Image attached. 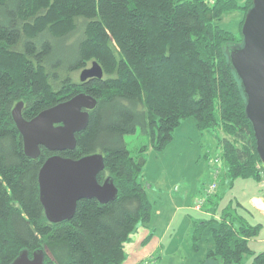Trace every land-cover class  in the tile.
<instances>
[{"label": "trees", "instance_id": "trees-1", "mask_svg": "<svg viewBox=\"0 0 264 264\" xmlns=\"http://www.w3.org/2000/svg\"><path fill=\"white\" fill-rule=\"evenodd\" d=\"M251 8L252 0H0V264L24 251L30 258L43 252L44 264H125V247L140 228L149 229L155 208L144 179L146 155L164 151L187 119L212 134L215 146L203 158L209 172L219 160L218 191L224 189L202 206L211 217L191 220L193 250L205 230L214 243L199 264H264V251L250 247L263 223L238 213L239 204L220 208L236 180L261 183L264 172L230 66L243 37L219 25L225 14L242 12V30ZM94 62L102 80H73ZM80 94L97 106L75 150L41 148L38 159L28 158L12 118L15 106L22 102V116L31 121ZM138 130L148 143L132 157L125 138ZM97 154L105 164L98 182L110 179L117 199L79 201L72 220L49 223L39 198L44 163L54 155L77 161Z\"/></svg>", "mask_w": 264, "mask_h": 264}, {"label": "water", "instance_id": "water-1", "mask_svg": "<svg viewBox=\"0 0 264 264\" xmlns=\"http://www.w3.org/2000/svg\"><path fill=\"white\" fill-rule=\"evenodd\" d=\"M240 48L230 52V66L241 83L246 99V116L253 127L256 150L264 165V0H252L246 14ZM103 70L94 62L80 75L82 84L92 79L102 80ZM97 102L80 94L67 102L50 108L31 121L22 116L24 104H17L12 118L22 136L24 152L32 160L41 156V148L51 153L73 151L76 136L89 126L90 112ZM105 169L100 154L74 161L58 155L50 157L39 176V198L47 221L60 224L74 218L77 204L82 200H96L108 204L117 199L118 190L110 179L99 184L98 175ZM43 252L32 258L24 251L12 264H44Z\"/></svg>", "mask_w": 264, "mask_h": 264}, {"label": "rangeland", "instance_id": "rangeland-1", "mask_svg": "<svg viewBox=\"0 0 264 264\" xmlns=\"http://www.w3.org/2000/svg\"><path fill=\"white\" fill-rule=\"evenodd\" d=\"M237 1L242 5L246 0ZM243 19L244 14L242 12L228 13L222 17L219 25L222 29L235 35L237 39H240L242 37L240 23L243 21ZM80 73L81 72H76L75 74H73V80L79 81ZM216 134L222 135V133L220 132H217ZM125 141L133 157L135 153H139V150L142 146L148 143V138L142 135L141 131L138 130L136 135L127 136L125 138ZM214 143L215 141L212 137V134L201 133L197 129L196 123L193 119L182 121V124L173 133L172 142L166 147L164 151L156 152L150 150L146 155L147 162L144 172V179L146 183L149 184L152 188V197L154 195V192H157V190H161L163 193H166V186L169 185L170 178L172 179L173 184L177 183V185L175 186L174 198L178 197L176 195L179 192H196L199 187L198 182L200 181L199 183H203L205 181V176L203 175L205 173V167L207 164L205 163V158L203 157L206 154L207 150H210L215 146ZM198 175L200 177L199 179L197 178ZM228 190L226 192H230ZM221 192L224 193V189L219 190L217 194H220ZM234 199L235 198L233 196V193H228V196L224 200L222 207L231 205V202L229 203L228 201H233ZM235 207H237L236 204ZM220 211L221 209H219L216 218H220ZM186 213L190 214L189 212ZM155 215L156 208H154L152 219H155ZM185 216L186 215L184 213H178V217L163 243L164 256H160L159 264H199L200 261L204 260V257L206 255L204 251L206 252L207 249L214 247L213 241L207 243V241H209L210 239L209 236L212 238L210 230L204 231L203 236L199 241V245L196 248V251L193 250L192 245L185 244V236L189 237L191 233V230L187 232L184 220L186 218ZM191 216L192 218H197L193 215ZM159 219L162 220V218ZM165 220L166 216L164 221ZM151 225L152 227L149 226V229L141 228V232L138 233L139 239H142L144 237L143 234H145L146 230H149L148 236L150 235V232L156 234L151 238L150 242L146 243L143 246V248H151L155 243L154 240L158 238V235H161L159 234V232L161 231V233H164L162 232L163 230L161 228L163 224L161 223V226H159L157 219L154 220ZM155 226L158 227L157 231H155ZM134 240H137V237ZM250 247L256 253L261 252V250H258L259 248L254 242L250 245ZM179 248L182 250L179 251L178 255L176 257H171V253H174ZM127 249L128 254L131 258L132 245L128 246ZM125 264L135 263L132 260H129L127 263L125 262ZM148 264L155 263L154 261H151Z\"/></svg>", "mask_w": 264, "mask_h": 264}, {"label": "crops", "instance_id": "crops-1", "mask_svg": "<svg viewBox=\"0 0 264 264\" xmlns=\"http://www.w3.org/2000/svg\"><path fill=\"white\" fill-rule=\"evenodd\" d=\"M215 144V143H214ZM210 167V165H209ZM224 170V169H223ZM209 168L208 166L205 167V173L203 176H205V181L203 183L198 182V189L196 192L189 193H177L176 198L175 197V186L177 183L173 184L172 179L170 178V183L169 185L166 186V193H163L161 190H157V192H154L153 199L155 201V208H156V217L155 219H152V223L154 220H158L159 226H161V223L163 224L161 226L162 232H159L161 234L160 236L158 235V238L154 240V244L151 248H143V241L147 238L149 234V230H146L145 234H143V238L139 239L138 238V233L141 232V228L138 231V233L133 237L132 242L128 244L125 247L128 260H132L135 264H144L145 261H154L155 264H159V259L160 256H164V251H163V243L165 239L167 238L169 231H171L172 226L174 225L178 213H184L186 216L185 220V226L187 228V232L190 230L192 231V216L197 217V219H202L204 217H211L212 214L209 213V207L208 210H203L200 208V204L203 201L204 195V189L210 182V179H208L209 176ZM201 175V174H199ZM198 175V179L200 178ZM209 176V177H208ZM227 191V190H226ZM230 192H226V195L224 196L220 208L222 207V204L224 200L227 198L228 193H233L234 200L233 201H228L229 203L231 202L232 205L239 204L241 207H237L235 210L240 213H247L251 212V214L254 215V218L250 215V220L252 222H255L254 219L256 217L263 223L264 226V185L261 183H257L254 180H236L235 183L232 186L231 190H228ZM234 191V192H233ZM239 192V193H238ZM153 191L151 192L152 196ZM238 193V194H237ZM237 194V195H235ZM167 195V196H166ZM238 197V198H237ZM227 206V205H226ZM229 206V205H228ZM233 208V209H234ZM244 210V211H242ZM186 212H189L190 214H187ZM169 214V216H168ZM166 216V220L165 216ZM197 215V216H196ZM159 218H162L159 219ZM152 227V225H150ZM158 230V227L155 226V231ZM156 234H154L155 236ZM146 236V238H145ZM190 236V235H189ZM137 237V240H134ZM185 244L191 245L189 237L185 236ZM257 247L259 248L258 250L264 251V228L262 229L260 236L255 240ZM132 245V256L130 258L128 254V249L127 247ZM181 248V247H180ZM176 250L174 253H171V257H176L179 253L180 250Z\"/></svg>", "mask_w": 264, "mask_h": 264}, {"label": "built area", "instance_id": "built-area-1", "mask_svg": "<svg viewBox=\"0 0 264 264\" xmlns=\"http://www.w3.org/2000/svg\"><path fill=\"white\" fill-rule=\"evenodd\" d=\"M210 173H211V180L204 189L203 192L204 198L200 204V208H202V206L206 204L207 201L211 200L212 197H214V195L216 194V192H218L217 180L218 178H220V175L222 174V167L220 165L219 160L217 161V159H215L211 161ZM261 179H262L261 184L264 185V172L262 173ZM148 263L149 261H145L144 264H148Z\"/></svg>", "mask_w": 264, "mask_h": 264}]
</instances>
